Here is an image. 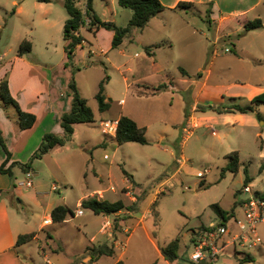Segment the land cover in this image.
I'll return each mask as SVG.
<instances>
[{"label":"rangeland","instance_id":"rangeland-1","mask_svg":"<svg viewBox=\"0 0 264 264\" xmlns=\"http://www.w3.org/2000/svg\"><path fill=\"white\" fill-rule=\"evenodd\" d=\"M113 1L114 8L109 9L101 0H94L93 9L100 19L114 18L117 25L124 26L128 20L126 13L131 10L119 6L117 0ZM212 1L218 3L216 4L218 15H227L230 10L248 4V0L247 2ZM83 3L84 0H79L77 5L81 7ZM263 5L249 11L247 16L252 18L259 15L264 20ZM67 16L63 0H53L48 3L37 0H0L1 77L5 73L7 78L9 77L11 67L9 64L7 66L8 60L16 55L19 44L24 39H28L32 43V50L27 53L31 59L51 63L54 72L66 77L67 81H70L71 77L75 81H83V88L86 90L91 89L92 85L96 86L98 81L108 75L109 88L114 92V96H118L115 90L118 89L122 76L117 67L126 68L133 65L136 70L139 69L137 63L140 57L135 53H140L143 48L133 44L132 39L139 30L131 29L132 36L125 37L120 47L103 53L100 50L106 47L107 36L103 33L100 35L99 49L91 40L89 33L83 30L87 41L82 46L74 48L73 64L65 65L61 63L65 55L62 29ZM194 26L201 35H198L196 46L206 41L211 42L209 53L211 54L216 48L217 53L221 55L217 57L218 64L211 71L210 78L216 80L229 78L230 73L225 61L230 52L226 53L224 49L233 47V44L238 46L236 39L244 30L232 25L231 28L225 29V34L218 37L216 26H210L205 18L199 17ZM4 52L6 54L2 56ZM173 54L177 58L183 56L177 49ZM168 66L169 71L175 74L176 67L171 68V64ZM25 77L30 80L35 79L31 73L21 69L16 70L17 81ZM230 81H234V78H230ZM116 98L115 100H119V97ZM225 101L221 99L218 102L221 104ZM88 105L93 109L95 120L77 123L70 140L41 158L34 159L32 164L33 170L39 171L37 175L32 173L33 186H36L38 191L48 194L46 199L48 203L52 206L67 204L74 211L73 217L69 216L63 223L51 224L45 229V232L51 234V238L46 237L45 232L42 231L40 239L29 245L36 260L42 264H49L47 259L54 264L74 262L87 245L104 242L113 244L115 252L110 256H101L97 264H110L120 256H126L132 264L154 262L165 264L163 260L158 259L157 248L165 246L175 236H179L180 246L178 257L171 262L188 264L183 260L185 259L183 256L189 254L192 249L193 232L200 224L218 220L212 204L219 203L223 208H229L239 198L246 197L245 193L240 192L245 180V166L248 167L249 176L254 178V181L252 180L254 187L264 189V172L258 171L259 161L256 152L258 142L255 144L247 142L243 145L237 173L226 171L224 176H221L222 167L226 163L224 154L232 144L229 139L232 133L226 126L213 124L215 134L212 133V129L206 127H195L192 134L187 136L176 130L163 139H159L158 132L152 128L146 134L147 144L137 142L118 144L113 136L108 134L104 136L100 129V119L106 115L98 110L96 99L89 97ZM86 137L90 141L102 137L106 146L88 147L84 141ZM92 155L104 185L111 184L115 189L106 193L109 200L122 198L128 204L134 201H130V197L124 196L121 192V188L123 191L129 190L126 186L130 184L122 168H125L134 178V182L144 189L139 196H136L138 199L135 200L136 203L140 200L137 214L129 217L135 212L131 210L115 216L116 223L122 218L126 219L117 232V239L113 241L105 240V234L99 231L107 220H113V216L95 214L78 203L83 196H96L93 189L102 186L99 185V179L92 174L90 160ZM104 155L107 157L104 158ZM180 156L185 158L181 166L176 162ZM205 169L208 171L204 176L197 177V174L203 173ZM84 171L88 173L87 176ZM17 176L20 181L26 179L25 174L21 172ZM156 197H158L157 203L153 210L151 203ZM17 200L18 197L14 196L13 201L17 202ZM19 208L25 222L36 230L43 215L42 210L28 202L20 204ZM77 209H82V213H76ZM147 210L143 222H139V217ZM257 228L262 243L248 251L253 260L245 261L243 264H264V225L261 224ZM92 236L95 239L91 240ZM227 253L222 256V260L238 264L237 258L227 257Z\"/></svg>","mask_w":264,"mask_h":264},{"label":"crops","instance_id":"crops-1","mask_svg":"<svg viewBox=\"0 0 264 264\" xmlns=\"http://www.w3.org/2000/svg\"><path fill=\"white\" fill-rule=\"evenodd\" d=\"M101 1L109 7V9L114 8L113 0ZM179 1H188L191 2L192 5L187 8H177L176 5ZM210 1L211 0H160L166 8L153 16L143 28H137L139 32L135 33L132 37L133 44L143 48L145 53H143V50H141L140 53H135L140 57L137 63L140 71L139 69L136 70L133 65L126 68L117 67L122 76V81H119L118 89L115 90L118 96H114V92L109 88L110 81H107L105 84V94L110 101V106L104 111L106 116L102 117L100 120L111 119L118 121L121 115H127L135 120L139 126L145 127V136L150 129L154 128L159 134V139H163L167 134H172L176 130L181 134V128L187 119L197 123V128L206 127L212 129L213 134H215V130L212 125L217 123L228 127L230 133H232L229 135L232 144L231 147L226 150L224 158L228 153L238 151L239 163H241L240 156L243 151V145L247 142H252L254 144L258 142L256 149L259 161L258 171L264 172V104L258 106V111L262 119L257 118L255 113H218L209 108L201 109V107H207L208 105H219L218 101L221 99L227 102L228 97H238L240 101H248L254 95L264 92V27L248 30L239 34V38L236 39L238 46L233 44V47H225L230 49L228 51L230 55L225 61V65L230 73L229 78H224L225 80L210 78L211 71L214 67H217V57L221 55L217 53L218 50L216 48L213 49L211 54L209 53L211 42L206 41L196 46L198 35H201L198 34L194 26L195 23H197L198 17H206V9ZM243 2H247V0H243ZM216 4H218L217 1L211 2L209 25L216 26L219 37L225 34V29L231 28L232 25H237L242 29L241 25L230 21V18L238 15H245L247 18H251L247 16L248 12L264 4V0H248L246 6L230 10L227 15H218L216 12ZM81 8L84 11L85 0ZM126 14L128 15V22L132 15V10L128 11ZM255 17L260 16L258 15L252 18ZM102 20L112 21L116 24L114 18ZM88 21L89 19L86 18V26L79 29L84 40L81 45L78 46H82L84 42L87 41V37L83 33V30H86L91 36V40L98 45L99 49V37L102 33L105 34L107 36V44L106 47L100 51L103 53L107 50H111L113 31L99 28L94 33L90 32L87 29ZM128 36H132L131 31ZM203 36H205L204 33ZM66 43L67 41H65V44ZM176 49L182 52L183 56H181V58H177V56L173 54ZM224 52L226 51L224 50ZM90 53L93 54V51L90 50ZM5 54L6 52H4L2 56ZM66 60L67 57L65 54L61 63L65 64ZM8 64L11 67V73L7 78L9 90L19 103L20 108L35 114L36 120L31 127L20 129L16 121L14 109H4L0 101V130L11 154L9 161L4 166L5 168H8L12 162H27L37 149L42 136L46 132H54L61 135L63 129L60 126V116L63 112L68 111L71 105V96L68 91L69 81H67V79H65L66 77L63 75L56 74L53 70L54 66L51 63L33 60L28 57L27 54L22 56L16 54L8 60L7 66ZM170 64L171 68L176 67L175 74L169 71L168 65ZM17 69H21L26 73H31L32 77L34 76L35 79L30 80L28 77H25L23 80L17 81ZM181 69L186 71L187 74H183ZM1 75L0 79L3 77H1ZM230 78H234V81H230ZM161 83H166L167 86L163 89H155V87ZM75 84L80 95L87 99V103L89 97L95 98L99 81L96 86L92 85L91 89L88 90L83 88V81H75ZM116 97H119V100H115L117 99ZM112 106H114V109L111 112ZM104 136H107V134H104ZM84 139H86L84 141L85 145L88 147L106 146L105 140H103L102 137L95 141H90L87 137ZM57 148L58 147L53 148L48 153ZM5 157V152L0 145V166L5 160ZM90 160L92 174L99 179V185H102L94 188L93 192L102 191V196L96 194V197L109 200L106 193L109 190L113 192L115 189H110L112 186L111 184L107 186L104 185L101 175L98 174V168L96 164H94L93 155ZM11 169L12 175L0 171V191H3V194H0V264H42L36 260L29 245L33 241L39 240L40 233L42 231L45 232V229L49 225L61 224L66 219L62 222L53 223L49 219V213L54 206L49 204L46 200L48 194L38 191L36 186L33 185L29 188L18 185L17 182L20 180L17 174L19 172L24 174V172L17 165L13 166ZM32 173L37 175L39 171H34L32 166ZM84 174L86 176L88 175L86 171H84ZM248 177L250 180L247 183H250L259 194H264V189L254 187V182H252L254 179L253 176H249L248 174ZM132 179L133 181L128 179L130 184L126 186L129 190L123 191L121 188V192L124 196H129L130 201H135L137 199L136 196H139L144 189L134 182L133 177ZM53 188H55V186H53ZM240 192H242V188ZM14 196L18 197L17 202L13 201ZM88 196L81 197L78 203ZM119 199L123 200L122 198ZM242 199L243 198H239L236 201L238 206ZM26 201L33 204L38 209H41L43 212L36 230H33L29 223L25 222L20 213L21 210L19 206L20 204L27 203ZM139 201L137 203V211L131 213L129 217L139 212ZM123 202L125 205L128 204L124 200ZM219 206L223 208L220 204ZM231 207L232 206L223 209L229 210ZM126 211L128 212L129 210L124 208L112 213L113 220H107L99 229L100 232L105 234V240L113 241L117 239V232L126 218H122L116 223L115 216ZM147 213L148 210L141 214L138 219L139 222H143L142 220ZM201 225L203 224H200V226ZM31 231L36 233L32 240L20 245L16 244L19 234ZM45 234L48 238L52 237L48 231H46ZM93 239H95L94 236L91 237V240ZM103 244L113 248L111 254L113 255L115 252L113 244L109 245L107 242H104L96 245L91 243L83 249L81 254H78L74 262L68 261L64 262V264H97L99 258L106 254L94 255L92 257L88 247H97ZM42 250L44 253V248H42ZM122 253H124V251H122ZM157 253L158 259L163 260L165 264L173 263L164 258L159 247L157 248ZM120 257L124 259H120ZM120 257L110 264H114L118 260H123L127 264H132L128 261L126 256ZM47 263L54 264L48 259Z\"/></svg>","mask_w":264,"mask_h":264},{"label":"trees","instance_id":"trees-1","mask_svg":"<svg viewBox=\"0 0 264 264\" xmlns=\"http://www.w3.org/2000/svg\"><path fill=\"white\" fill-rule=\"evenodd\" d=\"M39 2H52L53 0H37ZM79 0H63L64 8L67 12V18L64 21L62 36L67 43L65 44L64 50L67 57L65 65L73 64V51L78 45H81L84 37L80 34L79 29L86 26V18L89 19L87 29L90 32H95L99 28H105L113 31V38L111 40V48H118L125 37L128 36L131 29L143 28L149 20L157 13L163 11L166 7L160 2V0H117L119 6L124 8H130L132 15L125 26H119L112 21H104L98 17L93 9L94 0H85L84 11L80 6L77 5ZM211 2L208 3L206 9L205 20L210 23V12ZM192 3L188 1H179L176 5L177 8H187ZM230 21L241 25L242 29L246 32L248 30H254L264 27V20L260 17L247 18L245 15H238L230 18ZM241 33V34H242ZM32 43L28 39H24L18 46L16 54L22 56L31 52ZM183 74H187L186 71L181 69ZM108 75H105L98 84L97 92L95 93V99L97 101L98 110L104 112L110 106V101L105 94V84L107 83ZM167 85L161 83L155 87V89H163ZM68 91L71 96V105L68 111H65L60 116V126L63 129L61 135L54 132H46L41 139L37 149L31 155L29 160L25 163L12 162L8 168H5V164L10 159V151L7 148L5 138L0 130V145L5 152V160L0 166L1 172H6L12 175V167L19 166L23 172L32 171V162L34 159L41 158L44 154L48 153L55 147L63 146L68 140L71 139L74 132V125L77 123H88L94 121V113L91 107L87 103V99L82 97L76 87L75 80L71 77L68 83ZM0 101L4 109L12 108L16 114V121L20 129H26L31 127L35 120V114L24 111L20 108L17 100L12 96L9 87L7 74L0 79ZM264 104V92L254 95L248 101H240L238 97H228L227 102L219 105H208L207 107H201V109L209 108L218 113H229V112H241V113H255L257 118L262 119L261 114L258 111V106ZM146 129L144 126H139L135 120L127 115H121L118 118L117 130L115 139L119 144L125 142H137L140 144H147V138L145 136ZM227 159L226 164L222 167L221 176H224L226 171L237 173L239 170V156L238 151H232L225 155ZM123 174L130 180L133 181L131 174L124 168H122ZM245 180L244 184L249 182L248 168L244 167ZM3 194V191H0ZM163 194V193H160ZM261 196L264 197V194ZM137 201L125 205L123 200L118 199L115 201H109L107 199L97 198L96 196H88L80 201V206L91 210L95 214H112L122 209L129 211H137ZM157 203V198L152 202L151 208L154 210ZM238 203L235 201L232 207L227 210L219 206L218 203H213L212 208L216 211L217 215L220 216L224 221L227 220L231 215L236 212ZM69 216H74V211L65 204H58L54 206L50 213L49 219L53 223L62 222ZM35 232L31 231L28 233L19 234L16 240V244L20 245L32 240L35 237ZM179 236H175L165 246L160 248V251L165 259L172 261L178 257L179 249ZM88 250L92 257L94 255H111L113 248L106 244L99 245L97 247H88ZM253 257L246 253L245 256L238 259V264H243L245 261H252ZM114 264H127L123 260H118ZM152 264H155L152 263Z\"/></svg>","mask_w":264,"mask_h":264},{"label":"built area","instance_id":"built-area-1","mask_svg":"<svg viewBox=\"0 0 264 264\" xmlns=\"http://www.w3.org/2000/svg\"><path fill=\"white\" fill-rule=\"evenodd\" d=\"M226 52L230 49L225 48ZM102 133L115 137L117 130V120H100ZM197 123L186 120L181 128L183 135L192 134ZM107 156L104 155V158ZM185 158L180 156L176 162L181 166ZM207 172L198 173L197 177H202ZM26 179L18 181L17 184L25 187H32V171L24 172ZM111 190L114 187H110ZM242 192L246 194L236 212L227 220L218 216V220L209 221L193 232L192 249L184 261L188 264H231L222 260V256L227 253V257H234L237 260L249 253L248 251L258 247L262 243V237L258 231V226L264 225V197L253 188L250 183L244 184ZM102 191L95 194L102 196ZM76 213L81 214L82 209H77Z\"/></svg>","mask_w":264,"mask_h":264}]
</instances>
